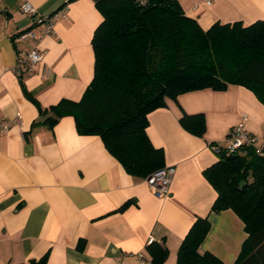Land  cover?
<instances>
[{
    "label": "crops",
    "instance_id": "1",
    "mask_svg": "<svg viewBox=\"0 0 264 264\" xmlns=\"http://www.w3.org/2000/svg\"><path fill=\"white\" fill-rule=\"evenodd\" d=\"M23 0H0V121L18 117L0 131V264L135 263V252L151 258L146 240L168 249L161 264H174L178 245L196 217L210 228L198 250L232 264L246 236L230 208L210 211L217 193L202 171L218 159L212 142L225 143L243 118L264 137V104L240 84L210 87L166 98L147 114L146 133L173 164L169 193L156 196L144 178L130 174L97 134H80L64 114L49 127L39 109L60 98L77 100L93 72L91 36L102 16L93 0H71L54 23L56 35L36 41L42 60L30 74L15 73L16 55L32 46L16 34L32 23ZM50 14L66 0H28ZM206 29L214 21L250 23L264 17V0H177ZM47 68L45 77L42 75ZM202 112L205 130L181 126L183 113ZM128 204L118 207L125 201ZM147 264H153L152 261Z\"/></svg>",
    "mask_w": 264,
    "mask_h": 264
},
{
    "label": "trees",
    "instance_id": "2",
    "mask_svg": "<svg viewBox=\"0 0 264 264\" xmlns=\"http://www.w3.org/2000/svg\"><path fill=\"white\" fill-rule=\"evenodd\" d=\"M93 1L102 18L90 41L92 77L79 99L63 97L40 108L42 123L51 127L71 115L78 133L99 135L127 172L145 177L164 159L163 149L153 146L146 133L147 114L165 105L167 97L205 87L223 90L233 83L264 104V17L247 24L214 21L203 29L177 0ZM179 123L196 135L205 130L202 112L183 113ZM217 155L202 171L217 193L210 211L232 209L246 232L232 264H264V155L250 148L243 153L222 149ZM209 228L207 216L193 220L174 264H223L213 253L198 250ZM147 250L153 264L168 255L155 241Z\"/></svg>",
    "mask_w": 264,
    "mask_h": 264
},
{
    "label": "built area",
    "instance_id": "3",
    "mask_svg": "<svg viewBox=\"0 0 264 264\" xmlns=\"http://www.w3.org/2000/svg\"><path fill=\"white\" fill-rule=\"evenodd\" d=\"M142 1V0H140ZM58 8L50 14H40L35 6L28 0H23L19 6L22 13L32 16V23L16 34L17 40H30L32 46L27 50H22L16 55L15 73L18 77L33 72L34 67L42 60V52L36 47V41L44 35H56L54 29L55 20L62 15L63 8ZM47 68L44 66L42 75L45 77ZM18 114L9 120L0 121V131H5L11 123L16 120ZM214 152L224 149L227 153H243L246 149H253L258 155H264V137H260L251 132L245 125L243 118L234 124L225 136V143H211ZM175 172L173 164H164L163 166L153 170L144 178L150 190L158 197L166 196L169 193L170 183ZM155 241L153 236H149L146 243ZM136 257L135 263L126 264H147L151 262L141 252L134 253Z\"/></svg>",
    "mask_w": 264,
    "mask_h": 264
},
{
    "label": "water",
    "instance_id": "4",
    "mask_svg": "<svg viewBox=\"0 0 264 264\" xmlns=\"http://www.w3.org/2000/svg\"><path fill=\"white\" fill-rule=\"evenodd\" d=\"M243 182L240 183V186H242Z\"/></svg>",
    "mask_w": 264,
    "mask_h": 264
},
{
    "label": "rangeland",
    "instance_id": "5",
    "mask_svg": "<svg viewBox=\"0 0 264 264\" xmlns=\"http://www.w3.org/2000/svg\"><path fill=\"white\" fill-rule=\"evenodd\" d=\"M24 14V13H23Z\"/></svg>",
    "mask_w": 264,
    "mask_h": 264
}]
</instances>
